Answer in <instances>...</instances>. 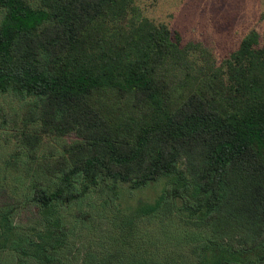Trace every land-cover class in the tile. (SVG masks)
<instances>
[{"label": "trees", "instance_id": "1", "mask_svg": "<svg viewBox=\"0 0 264 264\" xmlns=\"http://www.w3.org/2000/svg\"><path fill=\"white\" fill-rule=\"evenodd\" d=\"M186 44L133 0H0V92L35 98L0 152V264H264V28L173 78ZM161 177L152 201H119Z\"/></svg>", "mask_w": 264, "mask_h": 264}, {"label": "rangeland", "instance_id": "2", "mask_svg": "<svg viewBox=\"0 0 264 264\" xmlns=\"http://www.w3.org/2000/svg\"><path fill=\"white\" fill-rule=\"evenodd\" d=\"M29 2L37 4L39 0ZM133 4L141 15L177 29L182 42L188 43L180 59L167 61L163 65L162 70L173 78L195 76L207 66L220 63L244 33L250 29L260 32L264 28V0H133ZM34 102L35 98L28 94L12 90L0 92V152L16 145L10 127L20 124L21 117L33 108ZM69 138L71 135L46 136L32 156L20 148L14 165L9 164V167L16 175L25 174L28 165L51 160ZM0 158V167H3L2 156ZM10 180L8 178V182ZM167 183L165 177L151 180L140 187L119 183L116 187L117 197L124 205H133L138 200L152 201ZM23 191L25 193L26 188L18 190L22 202L27 200ZM102 196L92 191L84 199V207L90 209L91 218L97 222L98 228L104 229L106 221L101 214L104 209ZM106 207L105 211H109Z\"/></svg>", "mask_w": 264, "mask_h": 264}]
</instances>
